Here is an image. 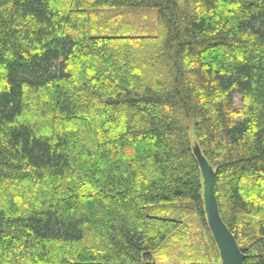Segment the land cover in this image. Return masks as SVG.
I'll use <instances>...</instances> for the list:
<instances>
[{
  "label": "trees",
  "instance_id": "16d2710c",
  "mask_svg": "<svg viewBox=\"0 0 264 264\" xmlns=\"http://www.w3.org/2000/svg\"><path fill=\"white\" fill-rule=\"evenodd\" d=\"M192 130L264 264V0H0V264H222Z\"/></svg>",
  "mask_w": 264,
  "mask_h": 264
},
{
  "label": "rangeland",
  "instance_id": "374dc122",
  "mask_svg": "<svg viewBox=\"0 0 264 264\" xmlns=\"http://www.w3.org/2000/svg\"><path fill=\"white\" fill-rule=\"evenodd\" d=\"M96 24L101 21L106 23V31L96 32L97 35H129V36H156L158 34L157 21L158 11L155 8H112L96 11ZM93 34V33H91ZM238 105L240 100H236ZM193 150L198 153V146L194 138V131H191ZM149 214H153L152 208L148 209ZM158 216H165L157 213ZM158 264H178L175 261Z\"/></svg>",
  "mask_w": 264,
  "mask_h": 264
},
{
  "label": "water",
  "instance_id": "95a60500",
  "mask_svg": "<svg viewBox=\"0 0 264 264\" xmlns=\"http://www.w3.org/2000/svg\"><path fill=\"white\" fill-rule=\"evenodd\" d=\"M204 179V201L208 225L220 251L222 264H244V254L221 218L215 194V173L201 154L196 153Z\"/></svg>",
  "mask_w": 264,
  "mask_h": 264
}]
</instances>
